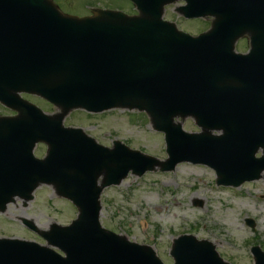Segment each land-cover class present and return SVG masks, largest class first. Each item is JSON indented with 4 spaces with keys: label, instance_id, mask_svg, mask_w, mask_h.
<instances>
[{
    "label": "water",
    "instance_id": "1",
    "mask_svg": "<svg viewBox=\"0 0 264 264\" xmlns=\"http://www.w3.org/2000/svg\"><path fill=\"white\" fill-rule=\"evenodd\" d=\"M16 1L18 18L25 16L23 8L32 10L29 23H18V35L0 19V26L6 27L0 30V71L6 69L5 62L15 66L12 74L2 72L0 85L13 80L16 90L34 92L61 107V112L48 116L18 98H5L19 115L0 120V210L14 195L29 199L37 185L51 183L59 195L74 202L79 214L69 226L52 224L41 233L66 257L33 242L0 239V264H162L150 247L100 227L102 187L119 183L129 170L140 174L156 164L171 169L182 160L213 166L217 183L225 185L261 176L264 83L227 88L220 99L210 96L195 83L184 59L188 36L162 23L159 14L102 11L95 18L64 17L52 8L40 11L48 5L45 0ZM78 107L145 110L154 127L166 132L169 159L158 162L119 142L104 148L81 130L63 127V116ZM188 115L202 127L201 133H185L173 122L174 117ZM213 129L222 134L211 135ZM40 140L48 145L43 159L32 154ZM20 147L15 162L11 152ZM259 147L262 156L256 158ZM100 173L104 179L97 187ZM184 245H189L187 250ZM256 251L258 264H264V255ZM172 254L175 264H226L211 245L190 237L176 240Z\"/></svg>",
    "mask_w": 264,
    "mask_h": 264
},
{
    "label": "rangeland",
    "instance_id": "2",
    "mask_svg": "<svg viewBox=\"0 0 264 264\" xmlns=\"http://www.w3.org/2000/svg\"><path fill=\"white\" fill-rule=\"evenodd\" d=\"M59 1L71 7L70 11L81 14L87 13L89 6L112 7L116 3L129 6L118 0ZM23 96L47 113L57 111L39 97ZM63 124L82 128L106 146L119 139L160 160L166 158L164 141L159 133H152L144 112L112 109L92 115L75 110L64 117ZM182 127L189 132L199 131L191 118H185ZM44 152L45 146L41 143L33 149L37 157ZM259 154L260 150L256 155ZM195 201L201 205L195 206ZM101 205L100 220L104 227L131 241L151 246L167 264L172 261L169 253L172 240L183 234L209 240L219 256L233 264H253L248 255L249 244L259 245L264 250V178L236 188L217 186L212 169L182 162L169 172L128 174L119 185L103 190ZM74 215L70 203L57 197L50 186L42 185L33 192L32 200L23 203L17 199L0 212V238L18 237L45 244L21 223V219L31 220L40 229L47 230L51 223L66 224ZM247 218L253 219L254 230L246 224Z\"/></svg>",
    "mask_w": 264,
    "mask_h": 264
},
{
    "label": "flooded vegetation",
    "instance_id": "3",
    "mask_svg": "<svg viewBox=\"0 0 264 264\" xmlns=\"http://www.w3.org/2000/svg\"><path fill=\"white\" fill-rule=\"evenodd\" d=\"M164 16L167 19H175V20L182 21L181 17L178 14H176L175 12H172V11L166 12V10H165ZM192 20L198 22V25H199V20H197V19H192ZM204 22L205 23H203V25H204V28L203 29H205V28L208 27V25H209V23H208L209 22V19L205 18L204 19ZM191 23L192 22H190L189 24L192 25ZM197 33H199V32L197 31Z\"/></svg>",
    "mask_w": 264,
    "mask_h": 264
},
{
    "label": "bare ground",
    "instance_id": "4",
    "mask_svg": "<svg viewBox=\"0 0 264 264\" xmlns=\"http://www.w3.org/2000/svg\"><path fill=\"white\" fill-rule=\"evenodd\" d=\"M44 226H47V224H46V225H44Z\"/></svg>",
    "mask_w": 264,
    "mask_h": 264
}]
</instances>
